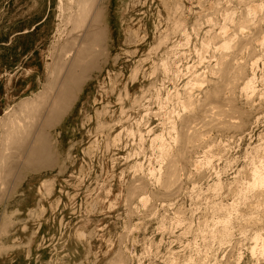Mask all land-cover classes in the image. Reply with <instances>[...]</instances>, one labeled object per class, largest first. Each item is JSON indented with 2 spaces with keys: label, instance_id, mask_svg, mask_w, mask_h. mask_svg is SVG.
Masks as SVG:
<instances>
[{
  "label": "rangeland",
  "instance_id": "1",
  "mask_svg": "<svg viewBox=\"0 0 264 264\" xmlns=\"http://www.w3.org/2000/svg\"><path fill=\"white\" fill-rule=\"evenodd\" d=\"M59 1L0 0V118L43 90L62 43ZM242 1L105 0L108 65L50 131L56 166L22 171L23 177L18 172L0 189V264H264V192L247 190L252 168L264 165V35L237 53L257 79L254 94L241 88L236 96L252 113L244 131L205 126L180 172L179 191L169 196L158 183L167 162L155 138L163 136L175 150L181 118L189 112L181 100L193 89L200 101L208 88L188 83L196 75L215 78L216 49L205 45L224 30L237 34L234 27L253 0ZM228 20H236L234 27ZM177 24L181 32H174ZM141 184L147 188L133 195ZM225 219L230 238H222Z\"/></svg>",
  "mask_w": 264,
  "mask_h": 264
},
{
  "label": "bare ground",
  "instance_id": "2",
  "mask_svg": "<svg viewBox=\"0 0 264 264\" xmlns=\"http://www.w3.org/2000/svg\"><path fill=\"white\" fill-rule=\"evenodd\" d=\"M240 1H242V0H240ZM248 1L249 0H243L242 2L247 4V3H249ZM257 1L258 2L260 1L259 3L261 5H257L256 4ZM59 2H60L59 9H60V13H61L60 18H61V21H62L63 27H64L63 31L61 30L62 28L61 29L59 28L61 30L59 32H62V34L59 33L62 36V40H61L62 43H60V45L57 46L55 49V52L53 54L54 63H53V65H51L49 67L48 78H47V81L44 85L43 90L32 98L30 97V98L23 99L20 103H18L16 106H14L13 109H10L11 111L6 112L4 117L0 118V189L1 190L3 188L2 187L3 184L4 183L7 184V180L9 178H12L13 176H15V174L18 172H19V175H21L22 171H24L26 173H37V172L43 171L44 169H54V167L56 166V162H57V160L55 161V156H56V150L55 149H56L57 144L55 145L54 142L52 141V138L50 136V131L55 129L64 120V118L67 116V114L71 111L72 107L74 106V104L78 100L80 94L82 93L86 83L95 74L101 73L103 71V69L108 65V61H109L108 42H109V39H108V26L106 24L107 21H106V14H105L106 8L104 5L105 0H60ZM250 2H252V3H250V4H252V6L247 5L248 8L245 9L246 10L245 12L243 11L242 17L241 18L239 17L240 20L239 19H238L239 21L237 20L238 24L235 25L236 27H234L236 20L234 21V24L231 22V21H233V18H232V20L229 19L231 21L228 20L229 22H231L233 24V27L235 28L234 31L237 34H233V36L226 35L227 33L223 29L224 32H222L220 35L217 34V36H215V34H214L215 37H213V39L210 42L208 41L209 42L208 44L206 43L205 46L208 45V48L211 47V45H213L216 49V51H214V52H215V54L217 53L216 54L217 55V61H216V64L214 65L215 67L213 66L214 68L210 67V68H212L211 75L215 78L211 79V80H207V77H206V79L199 80L200 78H203V77L196 75L197 77H195V79L197 78V80H194V78L192 77L193 81L191 80L192 82L188 83V87H191L190 85H194V84L196 85V83H200V84L202 83V84H208V88L203 90V92H202L203 98L200 99V101L198 99H197L198 101H196V99H194V97H193L192 93H194L195 90L193 92L192 87L195 89L194 86H192L190 88V89H192V92H188L187 94L185 92L186 96H185L184 100H181V101H184L183 107L185 109L189 110L188 115L185 114V116L182 115L183 118L180 117L181 118V125L180 124H178V125L181 126V131L178 130L179 132H176L178 127H176L174 125L171 129L172 132L174 130L177 133V136L174 138L175 139L174 145H176V148H174L175 150L174 151L171 150V149H173V148H171V146H169V148H168L167 144H165V142L163 141V138H162L163 136L155 138V141H157V144L160 141V144H159V149L161 151V154H160L161 159L160 160H162V162H164V163H165V161L167 162V165H165V168H164V169H166L165 173L162 174L161 172H163V171H161V170H160L161 172L159 171L160 172L158 174L159 177L157 176L159 178L158 183L161 182L160 184H161L162 190L169 196L173 195V193L179 191L180 186H179L178 182H179V178H180V172L184 171V168H186L185 166H186L187 158L189 157L191 152L192 151L194 152V149H196L197 147L200 146L199 144L202 142V137H204L202 135L203 134L202 129L204 130L205 126H207L208 128L209 127L214 128L212 130H216L215 128H217V131H219V129H221L220 132L222 130L223 131L224 130H229V131L233 130V131L239 132L242 130L244 131L248 120L250 119V117H252L251 116L252 113L250 111L244 110L245 108L242 109L241 105H240V107L238 106V104H237L238 100L236 99L237 93H239L241 88H242L241 91L245 92L247 96H249L250 94H254L256 91V87H255V82L257 80L256 76L250 75V73H249L250 67L248 66V63L246 64V62L245 63L239 62V60L237 59V55H238L237 53L238 52H240L241 50L243 51L245 49H248V47H251L253 45L252 43L255 40L258 41L259 37L264 35V0H253ZM243 3H242V6H243ZM239 7H241V6H239ZM178 9L179 8H177L176 11H178ZM215 10H214V12H215ZM225 11H227V10H225ZM174 14H175V12H174ZM225 14H226V12H225ZM231 14H233V13H231ZM215 15H216V13H215ZM233 15H231V16L233 17ZM223 16H225V15H223ZM235 16H237V15H235ZM253 17H255V18H253ZM258 17H259V19L256 22V19ZM252 18L254 20H252ZM253 21H255L256 23L255 22L253 23ZM196 23L194 22V24H196ZM225 23H227V22H225ZM225 23H224V26H225ZM228 25H231V24H228ZM228 25H227V27H228ZM180 28H182V27L180 26ZM246 29L251 31V32L249 31L251 33V35H248V36L242 35V33H246V31H247ZM175 30H177V31L180 30L179 25L176 29H174V32H175ZM182 30L183 29H181L180 32ZM242 30L243 31L246 30V31L243 32ZM198 31H199V33L201 32V30H198ZM172 33H173V31H172ZM185 34H184V36H185ZM168 35L169 34H167L166 37ZM210 36H211V34H210ZM164 38H163V40H164ZM167 39L169 41L168 37H167ZM262 39L264 42V36ZM163 40H161V41H163ZM204 40H205V38H204ZM208 40H209V38H208ZM260 40H261V38H260ZM161 41H159V43ZM166 42H167V40H165V43ZM221 42H222V44H221ZM258 42H260V41H258ZM263 42L261 44H263ZM162 43L157 45V47L160 45V47H158V49H161ZM165 43H163V46L165 45ZM185 43H187V41ZM204 43H205V41H204ZM182 45H183V43H182ZM158 49H157V52L159 51ZM209 50H210V48H209ZM189 51H190V49H189ZM173 53H174V51H173ZM252 55H254V54H252ZM200 57H202V56H200ZM213 57H214V55H213ZM162 58H164V57H162ZM169 59H171V58H169ZM178 59H179V57H178ZM166 60H168V59H166ZM174 60H175V58H174ZM143 62H145V60ZM247 62H249V61H247ZM164 64H166V63H164ZM156 67H158V66H156ZM164 68H166V67H164ZM164 68H161V69L164 70ZM158 69L160 70V68H158ZM158 69H156V70L158 71ZM134 70L136 71L137 69H134ZM171 70H170V72H171ZM154 71H153V73H154ZM166 72H168V70ZM174 72H178V70L177 71L175 70ZM136 74L137 73H135L134 76H137ZM174 74L177 75V73H174ZM168 75L166 74V76H168ZM137 77H136V79L133 78L134 79L133 81H136ZM152 77H154V76H152ZM193 82H195V83L192 84ZM201 85L199 87H201ZM153 86H155V85H153ZM204 86L202 85L203 88H204ZM185 90L188 91L187 88ZM160 91H158V92L160 93ZM178 95L179 94H177L176 97H178ZM166 97H168V95ZM177 100H179V98H177ZM181 101H179V102H181ZM179 104H181V103H179ZM107 109H105V111ZM164 109L165 108H163L162 111ZM100 112H101L100 116L98 115V112H97V115L99 117L102 116V111H100ZM106 113H108V111ZM165 113H167L168 117H169L168 111ZM102 118H103V116H102ZM170 118H172V117L170 116ZM99 119L100 118H98V121H99ZM198 122H200V125H202V126H200ZM104 128L106 129L105 126L102 129H104ZM206 130H207V128H206ZM205 131H204V133H205ZM210 131H211V129H210ZM175 132H173L172 135L176 134ZM153 141H154V139H153ZM153 144H154V142H153ZM151 148H152V145H151ZM106 149H108V148H106ZM262 150L264 151L263 148H262ZM258 163H259V161H258ZM261 163H263V162L261 161ZM261 165L258 166L257 168H255L257 165L255 166V164H254L255 169L252 168L254 170L253 174L251 173L253 178L251 176L250 177L253 179V183L251 185L248 184V185H250V186H248L249 188L246 187V189L248 188L247 189L248 192L250 190L255 191V190H259V189L262 193L264 192V165H262L263 167H261ZM179 166L183 167V169ZM250 177H248V178H250ZM155 178H156V176H155ZM243 180H244V178H243ZM249 182H250V180H249ZM145 188H147V186H145V184L144 185L141 184L139 187L137 186V188L135 187L134 191L132 190L133 195L136 194L138 191H144ZM1 190H0V192H1ZM6 191H7V189H6ZM240 191L242 192V189ZM243 191H244V189H243ZM260 191H256V192H258L257 194H259V193L261 194ZM248 192H246V194L244 192H242L244 194V196L242 194V196L244 197V198L242 197L243 199H245V195L248 196V194H247ZM249 193H251V192H249ZM260 194H259V196H260ZM253 195H255V194H253ZM261 196H262V194H261ZM263 196H264V194H263ZM249 197H250V195H249ZM249 200H247V201H249ZM240 202L238 201V203H240ZM258 203H260V202H257V204ZM262 203H260V204H262ZM235 206H233V207H235ZM233 207H232V209H233ZM229 220L228 221L226 220L225 222L221 221L223 224H225L224 225L225 228L223 227V224H222V227L224 228V230H223L224 232L222 233V236H223L222 238L229 237L228 236L229 231H227V230H230L229 228H227V226L230 224ZM219 238H221V237H219ZM256 240L259 241L260 236L259 237L257 236Z\"/></svg>",
  "mask_w": 264,
  "mask_h": 264
}]
</instances>
